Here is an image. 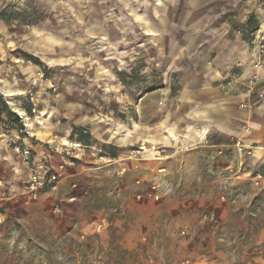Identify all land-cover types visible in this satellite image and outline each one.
<instances>
[{
    "label": "rangeland",
    "instance_id": "rangeland-1",
    "mask_svg": "<svg viewBox=\"0 0 264 264\" xmlns=\"http://www.w3.org/2000/svg\"><path fill=\"white\" fill-rule=\"evenodd\" d=\"M154 3L0 0L1 97L64 166L55 192L0 207V264H264V179L164 135L179 87Z\"/></svg>",
    "mask_w": 264,
    "mask_h": 264
},
{
    "label": "crops",
    "instance_id": "crops-1",
    "mask_svg": "<svg viewBox=\"0 0 264 264\" xmlns=\"http://www.w3.org/2000/svg\"><path fill=\"white\" fill-rule=\"evenodd\" d=\"M155 2L154 7L164 9L163 14L155 15V23L162 25L161 51L179 87L177 95L166 103L164 135L174 136L173 141L179 137V146L188 147L200 144L208 136L209 148L232 154L237 151L229 142L242 140L245 148L251 150L250 157L244 154L243 176L254 181L264 179V102L251 111L239 108L246 100L243 85L252 73L245 32L258 19L255 0ZM0 82V96L13 106L12 83ZM260 90L264 93V72ZM18 111L17 115L24 120L23 112ZM0 120V175L9 185L4 193L7 200L2 205L6 208L12 200L29 199L20 183L32 171L41 174L46 164L52 168V158L48 151L7 128L4 113ZM20 140L31 153L33 162L29 166L17 155Z\"/></svg>",
    "mask_w": 264,
    "mask_h": 264
},
{
    "label": "built area",
    "instance_id": "built-area-1",
    "mask_svg": "<svg viewBox=\"0 0 264 264\" xmlns=\"http://www.w3.org/2000/svg\"><path fill=\"white\" fill-rule=\"evenodd\" d=\"M257 10V22L246 34V44L250 51V58L248 61L249 67L252 71L250 76L246 79L243 85V94L246 100L239 104V108L246 111L253 110L257 104L264 102V93L260 90L261 86V74L264 72V0H255ZM243 33V31H242ZM237 66V65H236ZM30 100H33L30 95ZM21 118V117H20ZM23 131L19 130L18 134H22ZM22 148L17 147L16 151L22 160L29 165L32 163L30 159V151L25 147L23 140H20ZM202 144L210 146V140L207 136ZM231 145L237 153L245 154V156L251 155V150H247L242 140H232ZM218 154L223 153V149L217 150ZM64 172V166L58 165L53 171L50 170L46 164L43 172L40 174L36 171H32L26 181L20 183V189L31 200H35L42 194L55 192L58 188L60 178ZM8 183L0 175V207L6 202L5 194L8 189Z\"/></svg>",
    "mask_w": 264,
    "mask_h": 264
},
{
    "label": "trees",
    "instance_id": "trees-1",
    "mask_svg": "<svg viewBox=\"0 0 264 264\" xmlns=\"http://www.w3.org/2000/svg\"><path fill=\"white\" fill-rule=\"evenodd\" d=\"M30 60H32L34 63H37L36 59L29 57ZM4 113L5 116L7 117L6 120V126L9 129H15V127L18 128H22L21 125H19V121L14 117V115L12 113H10L6 107V104L4 102V100L2 99V97L0 96V115ZM1 122V120H0ZM72 137H74L76 139V141L78 143H80L81 145H87L88 144V135L86 133H84L83 131H74L72 133Z\"/></svg>",
    "mask_w": 264,
    "mask_h": 264
},
{
    "label": "bare ground",
    "instance_id": "bare-ground-1",
    "mask_svg": "<svg viewBox=\"0 0 264 264\" xmlns=\"http://www.w3.org/2000/svg\"><path fill=\"white\" fill-rule=\"evenodd\" d=\"M7 95V94H6ZM20 115V114H19ZM22 115V114H21ZM21 117V116H20ZM30 124V123H29ZM28 127H31V125H29Z\"/></svg>",
    "mask_w": 264,
    "mask_h": 264
}]
</instances>
